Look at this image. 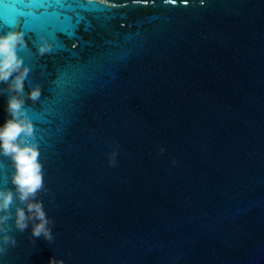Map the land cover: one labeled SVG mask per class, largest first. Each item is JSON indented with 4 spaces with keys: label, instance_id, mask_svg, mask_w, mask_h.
I'll use <instances>...</instances> for the list:
<instances>
[{
    "label": "water",
    "instance_id": "water-1",
    "mask_svg": "<svg viewBox=\"0 0 264 264\" xmlns=\"http://www.w3.org/2000/svg\"><path fill=\"white\" fill-rule=\"evenodd\" d=\"M94 3L72 36L0 19L41 86L26 103L54 222L52 242L13 228L0 264H264V0Z\"/></svg>",
    "mask_w": 264,
    "mask_h": 264
},
{
    "label": "clouds",
    "instance_id": "clouds-1",
    "mask_svg": "<svg viewBox=\"0 0 264 264\" xmlns=\"http://www.w3.org/2000/svg\"><path fill=\"white\" fill-rule=\"evenodd\" d=\"M34 43L40 54L53 47L52 41L43 35ZM27 44L22 30L0 32V96L5 99V117L0 121V167H3L2 159H7L11 166L7 185H0V255L16 245L13 228L23 232L31 226L30 238L43 236L49 242L54 240L53 219L38 195L48 190L35 125L26 103L40 97L41 86L35 83L26 88L30 67L18 53ZM159 151H165L164 147L160 146ZM107 157L110 166L117 164L116 147ZM48 264H65V261L53 255L48 258Z\"/></svg>",
    "mask_w": 264,
    "mask_h": 264
},
{
    "label": "snow or ice",
    "instance_id": "snow-or-ice-1",
    "mask_svg": "<svg viewBox=\"0 0 264 264\" xmlns=\"http://www.w3.org/2000/svg\"><path fill=\"white\" fill-rule=\"evenodd\" d=\"M157 0H130L132 6H152L156 4ZM187 3V0H184ZM201 4L205 0H200ZM165 4L175 3V0H164ZM97 6L94 0H0V19H4L6 23L17 24L20 21L16 18H23V26L25 29H30L37 33H48L54 36L55 32H64L69 36L74 35L76 26L84 20V17L79 14L77 9L85 6ZM113 8L128 7V0L124 3L113 4ZM68 12L75 13V24L73 16L67 15ZM13 17L11 20L7 19L8 15ZM86 26L85 30H87ZM49 29H52L49 32ZM73 48L76 44L72 45Z\"/></svg>",
    "mask_w": 264,
    "mask_h": 264
}]
</instances>
